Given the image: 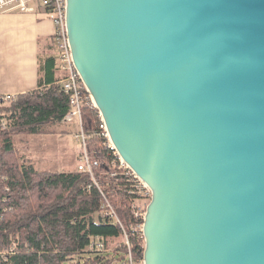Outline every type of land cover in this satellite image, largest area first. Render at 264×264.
<instances>
[{
    "label": "water",
    "instance_id": "water-1",
    "mask_svg": "<svg viewBox=\"0 0 264 264\" xmlns=\"http://www.w3.org/2000/svg\"><path fill=\"white\" fill-rule=\"evenodd\" d=\"M74 66L151 190L145 264H264V0H67Z\"/></svg>",
    "mask_w": 264,
    "mask_h": 264
},
{
    "label": "trees",
    "instance_id": "trees-1",
    "mask_svg": "<svg viewBox=\"0 0 264 264\" xmlns=\"http://www.w3.org/2000/svg\"><path fill=\"white\" fill-rule=\"evenodd\" d=\"M54 49L51 39L41 50L38 88L0 106V125L2 116L6 120L0 129V264H112L126 258L125 234L132 256L141 259L142 220L133 215L131 205L142 193L107 146L98 109L90 99L81 106V124L86 153L96 162L93 178L77 167L37 170L13 146V135L47 132L61 125L71 110L70 96L60 84L66 73L57 66ZM105 200L121 225L102 217ZM96 237L111 249L112 257L88 249Z\"/></svg>",
    "mask_w": 264,
    "mask_h": 264
},
{
    "label": "built area",
    "instance_id": "built-area-1",
    "mask_svg": "<svg viewBox=\"0 0 264 264\" xmlns=\"http://www.w3.org/2000/svg\"><path fill=\"white\" fill-rule=\"evenodd\" d=\"M8 12H25V13H36L43 12L46 16H48L53 25V45L55 48L56 59L59 65V68L65 71L66 76L61 80L60 84L63 91L70 96V107L71 110L64 116V120L67 122L76 121L79 126V132L76 134V138L79 140L81 144V153L79 154V161L77 164V168L83 172H87L93 178V167L96 165V162L91 161L89 156L86 153V135L83 131L81 124V106L84 101L90 99L92 105L94 107L95 104L87 91L86 86L84 85L79 73L77 72L71 52V45L68 38L67 32V0H0V13H8ZM87 93L88 95H85ZM14 95L4 94L0 95V106L4 105L6 102L11 100ZM100 116L101 124L100 127L103 129L102 135L107 139V146L112 147L110 144L111 141L109 139V135L106 129V125L103 117ZM4 124L2 119L1 125ZM114 149V148H113ZM114 154L117 155V152L114 149ZM120 159V158H119ZM121 163L125 165V168L128 169V174L132 175L134 178L132 183L134 187L139 189L142 195L145 197V200L150 199L151 190L150 188L138 177L133 171L120 159ZM95 185L99 188L98 184L94 181ZM100 190V189H99ZM100 193L102 191L100 190ZM146 205L141 204V197L135 198L131 205V211L135 217L142 220V223L138 225V228L141 229L143 236V219L145 215ZM103 218L107 216L105 214L102 215ZM112 220L113 223H117L121 225V222L117 215L112 218H108ZM144 238V237H143ZM125 246L127 247V255L126 258L122 261H119V264H145L143 257L141 259H135L130 251V245L125 234ZM89 247L91 249L98 250L100 252L105 251V245L100 240H93Z\"/></svg>",
    "mask_w": 264,
    "mask_h": 264
},
{
    "label": "crops",
    "instance_id": "crops-1",
    "mask_svg": "<svg viewBox=\"0 0 264 264\" xmlns=\"http://www.w3.org/2000/svg\"><path fill=\"white\" fill-rule=\"evenodd\" d=\"M53 31L52 21L43 12L0 13V95L16 96L38 88L39 56ZM55 126L60 133L66 129Z\"/></svg>",
    "mask_w": 264,
    "mask_h": 264
},
{
    "label": "rangeland",
    "instance_id": "rangeland-1",
    "mask_svg": "<svg viewBox=\"0 0 264 264\" xmlns=\"http://www.w3.org/2000/svg\"><path fill=\"white\" fill-rule=\"evenodd\" d=\"M1 115H4V112L1 111ZM2 119L4 124L0 125V129L6 124L5 117L2 116ZM61 127L66 128L61 133L56 126H52L44 133L15 134L12 137L13 146L37 170L50 172L72 170L78 164L81 151V144L75 137L79 132V126L76 121H71L62 123ZM8 189L6 186L5 191ZM148 202L149 199L145 200L142 195L141 204ZM102 252L105 256L109 254L107 257H112L111 249ZM118 262L114 260L112 264H119Z\"/></svg>",
    "mask_w": 264,
    "mask_h": 264
},
{
    "label": "bare ground",
    "instance_id": "bare-ground-1",
    "mask_svg": "<svg viewBox=\"0 0 264 264\" xmlns=\"http://www.w3.org/2000/svg\"><path fill=\"white\" fill-rule=\"evenodd\" d=\"M63 122H67L63 119ZM101 208L105 211L104 214L107 216V217H114L116 214L114 212V210L112 209V207L110 206V204L105 200V202L101 205ZM93 240H100L99 238H94ZM92 240V241H93ZM91 241V242H92ZM102 241V240H100ZM90 242V243H91ZM103 242V241H102ZM90 245V244H89ZM88 249H91L89 246H88Z\"/></svg>",
    "mask_w": 264,
    "mask_h": 264
}]
</instances>
